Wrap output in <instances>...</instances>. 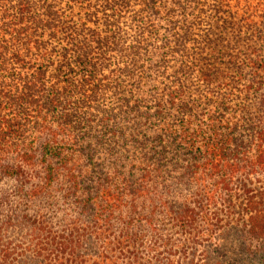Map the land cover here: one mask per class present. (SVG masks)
Instances as JSON below:
<instances>
[{
  "label": "trees",
  "instance_id": "16d2710c",
  "mask_svg": "<svg viewBox=\"0 0 264 264\" xmlns=\"http://www.w3.org/2000/svg\"><path fill=\"white\" fill-rule=\"evenodd\" d=\"M264 256V0H0V264Z\"/></svg>",
  "mask_w": 264,
  "mask_h": 264
},
{
  "label": "rangeland",
  "instance_id": "374dc122",
  "mask_svg": "<svg viewBox=\"0 0 264 264\" xmlns=\"http://www.w3.org/2000/svg\"><path fill=\"white\" fill-rule=\"evenodd\" d=\"M248 263L249 264H264V256H263V258L258 257V258H256L255 260H252V261L249 260Z\"/></svg>",
  "mask_w": 264,
  "mask_h": 264
}]
</instances>
